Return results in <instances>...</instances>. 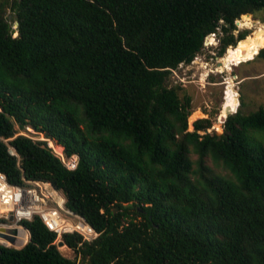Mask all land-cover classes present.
I'll list each match as a JSON object with an SVG mask.
<instances>
[{
    "label": "trees",
    "instance_id": "16d2710c",
    "mask_svg": "<svg viewBox=\"0 0 264 264\" xmlns=\"http://www.w3.org/2000/svg\"><path fill=\"white\" fill-rule=\"evenodd\" d=\"M261 9L264 0H0V171L13 184L51 182L100 233L64 235L70 259L35 218L24 247L0 244V264H264V145L251 135L264 132V106L244 114L242 101L221 133H204L211 117L189 130L193 98L170 84L218 32L219 57L233 46L222 70L239 51L264 59V27L234 34ZM27 127L77 154V168L20 134Z\"/></svg>",
    "mask_w": 264,
    "mask_h": 264
},
{
    "label": "rangeland",
    "instance_id": "374dc122",
    "mask_svg": "<svg viewBox=\"0 0 264 264\" xmlns=\"http://www.w3.org/2000/svg\"><path fill=\"white\" fill-rule=\"evenodd\" d=\"M251 18L253 19L251 25L259 26L256 29L242 28L238 25L239 19H237L235 21L237 28L234 30L236 37L243 31H248V35L257 36V29L264 26V9L251 14ZM14 27H16L15 23ZM221 36L222 32H218L212 34L209 39L206 38L203 51L194 61L191 64H181L170 76L171 85L180 84L193 98L194 112L189 117V130L194 129L195 120L211 117L213 126L209 130L221 133L224 130V119L228 113L237 112L242 101L243 105L240 108L244 114L264 106V59L257 56L259 52L255 54L253 49L239 51L226 62L231 71L222 70L219 59L233 46H229L225 54L219 57ZM219 129L222 131H218ZM25 132L35 139L41 137L40 134L28 129ZM251 135L264 145L263 131L253 130ZM210 164L213 165L212 162ZM220 170L224 172L223 169ZM58 248L65 257L76 259L74 250L63 246ZM77 260L79 263L80 259Z\"/></svg>",
    "mask_w": 264,
    "mask_h": 264
},
{
    "label": "built area",
    "instance_id": "2783aa9c",
    "mask_svg": "<svg viewBox=\"0 0 264 264\" xmlns=\"http://www.w3.org/2000/svg\"><path fill=\"white\" fill-rule=\"evenodd\" d=\"M27 129L37 134L31 127ZM26 130L20 131V134L35 139L25 132ZM40 136V139L35 140H47L48 146L53 149V153L67 169L77 168L79 163L77 154L67 156L55 147L51 139H47L43 134ZM24 181L23 185L13 184L6 174L0 171V244L2 246L17 249L24 247L31 239L30 229L25 222L33 221L35 218H39L50 231L56 233L57 246L66 234L82 236L83 241H93L99 237L100 233L85 217L67 207V198L62 190L45 180L24 179ZM11 217L13 220L10 219ZM1 233L4 236H1Z\"/></svg>",
    "mask_w": 264,
    "mask_h": 264
},
{
    "label": "water",
    "instance_id": "95a60500",
    "mask_svg": "<svg viewBox=\"0 0 264 264\" xmlns=\"http://www.w3.org/2000/svg\"><path fill=\"white\" fill-rule=\"evenodd\" d=\"M247 15H250L249 13L247 14ZM10 17H12V15H10ZM15 25H16V27H18L19 26V22L18 21H16L15 22ZM212 35V34H211ZM207 43V42H206ZM232 113V112H231ZM228 115H230V113H228ZM227 115V116H228ZM225 118V117H224ZM227 118V117H226ZM226 118L224 119V122L226 121ZM207 132H217V131H210V130H206L204 133H207ZM219 133V132H218ZM11 220H13V217H11L10 218ZM2 231H4V228H2ZM1 236H4V234L3 233H1ZM10 239L11 240H13V238H11L10 237ZM66 244H65V242L62 240V241H59V243H58V246L59 247H62V246H65ZM1 253H2V249H1V247H0V255H1Z\"/></svg>",
    "mask_w": 264,
    "mask_h": 264
},
{
    "label": "bare ground",
    "instance_id": "6f19581e",
    "mask_svg": "<svg viewBox=\"0 0 264 264\" xmlns=\"http://www.w3.org/2000/svg\"><path fill=\"white\" fill-rule=\"evenodd\" d=\"M259 25H257V24H255V25H245V26H243L242 28H244V27H246V28H252V29H256L257 27H258ZM264 27V26H263ZM219 131V130H218ZM220 131H222V129H220Z\"/></svg>",
    "mask_w": 264,
    "mask_h": 264
}]
</instances>
